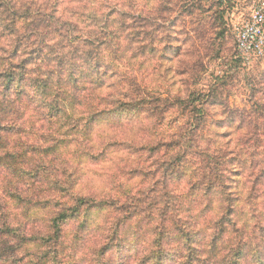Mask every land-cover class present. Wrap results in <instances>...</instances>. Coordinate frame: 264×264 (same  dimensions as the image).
<instances>
[{"label": "rangeland", "instance_id": "1", "mask_svg": "<svg viewBox=\"0 0 264 264\" xmlns=\"http://www.w3.org/2000/svg\"><path fill=\"white\" fill-rule=\"evenodd\" d=\"M126 2L131 6L138 0H126ZM171 3L172 0H159L161 19H164V12L174 11L168 7ZM176 3L180 13L175 19L168 20L167 23H157L155 19L141 16V24L139 23L141 26L138 24L135 28L132 21L129 23L130 20L124 19L128 26L123 29L120 27V24H124V21H121L122 18L119 16L117 20H114L118 27L114 32L116 37L112 40H119L122 36L125 40V43L119 46V50H121L120 63L127 59L128 66H131L132 61H140L133 72H121L117 63L105 57L104 48L111 47L112 40H107L106 45L101 47L97 44L91 45L83 38L77 40L74 50L75 52L80 51L79 54L82 58L76 59L73 69L77 70L75 76L80 77V80L77 87L68 86V89L61 94L64 118H58L52 123H48L36 99L33 103L23 102L21 111L16 118H25V108L32 109L33 117L31 121L27 119V130L22 135L26 131L35 135L38 131L36 125L39 123L41 125L40 138L46 142L54 141L56 137L47 130L55 129L59 132L72 123L69 111L74 112L85 101L95 100L96 94L104 89H119L117 92L108 91L106 96L99 98L100 102L116 103V105L113 104L115 107L105 114L106 118L111 117V119H107L110 125L119 127L149 120L154 128H159L167 114L171 116L168 128L175 127L176 129L175 132H168L167 140L162 139L157 146L147 147L143 150L148 153L145 161L157 155L161 148L167 150L181 148V152L177 154L172 163L167 167L161 166L162 172L160 169H157L156 172H149L135 166L120 169L119 176L123 178V182L119 184L121 197L134 191V188L128 187L132 181L139 180L144 183L159 174V180L147 195L143 191L140 192L143 204L145 200L152 198V195L161 189L165 190L164 195L167 196V190L171 186L179 185L185 181L190 185V197H201L211 202L217 198L222 200V193L225 194L223 201L228 204V208L230 205L235 207L239 204L241 200L238 194L239 189L246 188L251 183L252 188L247 202L253 204L260 200L261 196H264V192L260 190L261 186H264V174L262 175L260 172L248 175L251 169L264 164V138L258 137L264 132V118L259 115V111L264 110V59L252 63L250 68L246 63H242L236 49V27L247 17L248 9L254 0H176ZM50 4L55 7L54 0H51ZM213 9L215 10L213 11ZM113 11L116 10L113 9ZM197 12L200 15H196ZM44 17L46 16L33 19L31 25L39 18ZM38 33L48 34V42L54 39L51 31L46 27V22L42 24ZM2 39L5 38L0 30V46L3 43ZM89 50L95 57L90 63L87 60ZM64 53L73 54L74 51L68 50ZM47 55L54 54L46 50L42 60ZM95 64H99V69L102 68L100 74L93 68V66L96 68ZM145 65L152 67L143 75H137L136 73L144 69ZM118 76L119 80L116 79ZM29 86L30 84H27L24 91L33 94L34 92H31ZM177 86L179 87L177 88ZM161 89L164 91L162 92ZM168 89H176V94L168 95ZM112 97L117 98L113 99ZM120 103H129L131 106L127 107L126 111H122L119 108ZM132 104L136 108L132 107ZM152 104H154V111H151ZM116 109L120 111H116ZM169 109L175 111L174 116L169 112ZM88 124L89 128H87ZM255 127L259 129L254 138V140L259 139L256 144L249 145V148H242L241 153L230 147L233 143H236L237 146L243 145V140L248 138V134L251 136L250 133H253ZM242 130L244 135L237 136V133ZM71 131L88 136L92 131V125L85 123L83 128H80L79 122H77ZM176 136H179L180 139H175ZM11 139L13 138L6 136L5 142L0 144V213L6 215L10 220L13 210L19 212L20 215L15 218L16 222L26 232L29 226L33 231L38 228H46L47 222L38 215H34L33 210L48 208L50 205L55 208L60 205L53 204L51 201L34 203L31 198L21 193L35 188L37 184L45 183L46 177L42 173H46L47 169L38 168L42 165H36L31 172H22V170L26 165L35 163V156L53 155L55 149H45L38 144H33L32 146L37 152L31 153L32 150L29 149V146L23 144L26 141L21 144L15 143L16 141ZM221 141H224L222 145ZM58 143H63V141ZM201 143L206 144L207 147L201 148ZM213 148L214 151H211L210 149ZM227 151L229 152L227 157L219 163L216 162L219 159H215L218 157L217 154ZM88 159L92 163L99 162V158L95 156L88 157ZM209 160H211L212 166L215 162L220 165L218 169L221 170V181L223 180L224 185L223 188H220V192L207 191L210 188L209 181L215 180L214 177L207 178V173L211 168H208ZM35 170L39 172L38 177ZM245 174H247V179H244ZM197 175L200 179L195 178ZM256 178H259L258 183ZM29 180L30 184L27 183ZM173 202L171 207H169L170 200L166 203L160 213L161 224L154 232L146 230L144 221L135 223L133 221L146 211L148 215L144 218L145 221L150 223L154 220L155 217L151 210L157 206L158 200L153 199L152 204L148 205L147 209L143 208L142 213H134L132 210L131 216L123 224H120L119 230L115 225L114 231L117 230V234H114L113 231L110 238L117 237L115 247L111 246L107 252L105 250L106 254L100 255L97 261L90 262L82 259L78 264H133L136 257L146 250L145 244L150 235L156 236L152 243H156L159 237L162 239L163 250L166 251L165 264H179L181 257L185 255L184 249L187 245L182 241L184 237L180 232L183 233L188 229L196 232V239L199 240L198 247L204 249L208 234L205 230L197 229L200 218L190 217L184 221H174L171 227L168 226L169 221L172 220L169 213L183 207L182 202ZM94 208L95 212L89 208L84 219H81L83 214L78 212L75 218L62 224V236L68 228H72L77 233V240L73 245V255L80 249L81 242L92 232L93 217H98L108 210L99 205ZM244 215L243 209L235 207L233 221L239 222ZM260 227L261 225L258 224L250 236L245 232L246 237L251 239L255 232L253 241L264 240V232H260ZM228 233L229 230L221 234L222 241ZM180 235L181 239L178 238ZM193 236L191 233L190 237ZM239 238L241 239L237 235L236 240ZM28 239L33 240L25 244L37 242L36 235ZM221 239L218 244L214 245V254H218L224 244V242L221 243ZM65 251L67 248L61 243V239L56 247L52 246V252H55L56 256L62 255ZM45 254L47 256L41 258L40 264H47L51 253ZM262 255H264V251ZM20 264H24V260ZM149 264L152 263L149 262ZM261 264H264V257Z\"/></svg>", "mask_w": 264, "mask_h": 264}, {"label": "clouds", "instance_id": "2", "mask_svg": "<svg viewBox=\"0 0 264 264\" xmlns=\"http://www.w3.org/2000/svg\"><path fill=\"white\" fill-rule=\"evenodd\" d=\"M168 7L174 9V11L164 12V19H161L159 0H138L137 3L131 6L126 0H113V2L108 4L104 0H72V2L60 0V3L55 7L47 3V0H0V30L14 29L11 39L16 40L18 37H24L31 33L29 25H31L33 19L41 16H50L54 23L63 24L66 21H70L87 32L99 33L103 31L110 33L116 31L118 26L113 25L110 28H104L103 20L112 13L113 9L116 10V14L111 16L112 20H117L120 13H130L135 16L155 19L157 23H167L168 20L175 19L180 13L176 0H172ZM205 7L208 6L205 5ZM248 11L254 21L253 25L247 26L249 34L253 33L254 29L251 39L255 41L259 37L260 42L257 45V50L246 53V55L259 57L264 54V29L257 27V25L264 24V15H262L264 14V0H254ZM196 15H200V13L197 12ZM89 18L99 19L101 23L99 25H91ZM87 25L91 26L86 27ZM81 34L80 32L73 33V35ZM95 38L94 36L93 39ZM32 39L37 40L38 36H33ZM60 39L61 37L57 36L55 39L50 40L49 43L56 44ZM100 39L110 40L112 38L110 36H101ZM124 43L123 36L119 40H112V46L104 48V55L107 59L117 63L121 72H133L136 66L139 65V60L132 61L131 66H128L127 59L123 63L119 61L121 56L119 46ZM246 47L250 49L251 45L249 44ZM128 55L130 56L131 54L129 53ZM0 56L7 57L8 52H0ZM11 62L18 63L19 60ZM252 63H255V60ZM151 67V65H145V68L136 74L143 75ZM248 67L250 68L251 66L249 65ZM116 79L119 80L120 77L118 76ZM201 87H204V85H201ZM108 91L117 92L119 89H104L96 94L97 98L95 100L85 101L74 112L69 111L72 123L61 131L57 132L55 129H48L47 131L51 132L56 137V140L46 142L40 138L41 125L39 123L36 125L37 133L27 139L26 142L28 144H38L45 149L54 148L55 152L47 157L43 155L35 156V163L25 166V170L31 171L36 165H42L47 169L46 173H42L46 177V181L45 183L37 184L35 188L25 190L21 194L31 198L34 203L51 201L53 204H59L60 207L53 208L50 205L48 208L34 209L33 214L42 218L43 221L47 222L48 226L46 228H38L35 231L29 226L26 235L29 238L36 235L37 242L25 244L16 251L14 256L6 260H0V264H13L14 261L20 259L24 260V264H40V260L45 253H51L47 264H78L82 259L90 262L97 261L108 246L115 225L123 218L122 213L108 209L98 217L94 216L92 232L81 242V247L75 252V255H73V245L77 240V233L72 228L66 229L61 237V243L67 248V251L62 255L56 256L55 252H52V245L43 243L45 239H52L56 235L55 227L51 221L56 219L57 214L66 211L71 212L74 209L83 214L81 219H84L89 208H92V211L95 212L92 202L99 203L119 195V184L123 182V178L119 176L120 169L135 166L144 168L149 172H156L157 169L162 172L163 168L161 166L167 167L173 162L177 154L181 152V148L173 150L161 148L157 155L145 161L148 153L143 151V149L157 146L162 139H168L169 131L175 132V127L168 128L171 116L166 114L163 124L159 128H154L149 120L114 127L107 122V119H111V117L106 118L105 114L115 105L108 102H100L99 99L106 96ZM161 91L163 92L164 89H161ZM167 94L175 95L176 89H168ZM169 112L173 116L175 115L173 109H169ZM30 116H32L31 111L27 113L24 119L27 120ZM77 122H79L80 128H83L85 123H91V133L88 136H84L72 132L71 130ZM242 135H244L243 130L237 133V136ZM175 139L179 140L180 137L176 136ZM59 141H63V143H58ZM223 143L224 141H221V145ZM205 147L207 145L201 143V148ZM230 147L240 151L243 145L237 146L236 143H233ZM210 150L214 151V148ZM91 156L99 158V162H90L88 157ZM255 171L257 174L264 171V164H261ZM159 178L160 176L157 174L154 179L150 178L144 183L134 180L128 187L134 188L132 192L134 196L141 191L147 195ZM195 178L198 179L199 177ZM244 179H247V174H245ZM251 188L252 184L249 183L246 188L241 187L239 189L238 194L241 200L239 204L235 205V207L243 209L245 213L243 218L236 224V228L248 233L249 236L258 224L264 225V196H261V199L255 203L249 204L247 199ZM189 190L190 185L185 181L179 185L171 186L167 190V196L164 195L165 190L163 189L154 193L152 198L145 200V203L141 205V207L147 209L148 205L152 204L153 199L158 200L157 206L151 210L152 215L155 217L154 220L150 223L145 221L144 218L148 215L146 211L142 216L136 217L133 223L144 221L146 230L154 232L158 230L161 224L160 213L165 208L168 200L182 202L183 207L169 213L172 220L169 221L168 226L171 227L174 221H184L190 217L200 218L197 229L205 230L208 234L204 244V255L201 259L206 261L207 264H219L235 247L237 239V233H234L230 228L229 233L224 237V244L221 246V250L218 254H214L213 240L219 232L217 225L225 216L228 204L220 198L211 202L201 197L192 198L189 196ZM260 190L264 192V186H261ZM120 202L123 204L126 201L123 197H120ZM10 203L13 202L10 201ZM19 215V212L13 210V216L9 220L11 227H19L15 219ZM254 216L256 217L255 219L253 218ZM155 239V235L149 236L145 244L147 251H143L136 257L133 264H142L143 260L154 251L152 242ZM11 243L15 245L17 242L12 240Z\"/></svg>", "mask_w": 264, "mask_h": 264}, {"label": "trees", "instance_id": "3", "mask_svg": "<svg viewBox=\"0 0 264 264\" xmlns=\"http://www.w3.org/2000/svg\"><path fill=\"white\" fill-rule=\"evenodd\" d=\"M111 1L112 0H104L106 4ZM68 2H72V0H68ZM47 3L50 4L51 0H47ZM59 3L60 0H54L55 6ZM113 14H116V11H112V13L104 18V28H110L113 25L117 26V23L111 19V16ZM119 16L122 18L121 21H124V19L132 21L135 28L136 25H138L139 23L141 24V16L131 15L130 13H120ZM89 19L91 21V25H99L101 23L99 19ZM45 22L46 27L51 31L52 38L55 39L57 36L61 37V39L58 40L56 44H51L47 41L48 34L38 33L40 27ZM91 25H87L86 27H90ZM127 26L128 24L126 25L125 21L124 24H120V27L123 29H125ZM153 26L155 27V25ZM30 29V34L24 37H18L16 40L11 39V36L15 31L14 29H7L5 31L1 30L5 39H2L3 43L0 46V52L7 51L8 56L0 57V144L3 141L5 142L4 139L6 136H8L9 138L12 137L13 139L11 140L16 141L15 143L19 142L21 144L22 142L27 141L28 138L34 136V134L28 133V131H26V133L22 135V133L27 130L26 123H28V120L26 121L23 118H16V116L21 111L23 102L33 103L34 99H36L37 102H39L38 106H40L42 112L45 114L48 123H52L58 118H64V113L61 107L64 106L61 103V94L68 89V86H71L73 88L77 87L76 85L80 80V77L75 76L77 70L73 69V65H75L76 59L82 58L79 54L80 51L75 52L74 50L76 41L80 38H83L84 41L91 43V45L97 44V46L101 47L106 45L107 42V40H101V36H110L111 38L113 37L112 39L116 37V35L114 36L115 31L110 33L103 31L99 33L87 32L85 31V29L79 28L77 25L70 21H66L63 24H60L58 22L54 23L50 16L39 18L35 23L31 25ZM76 32H80L82 33L81 35L84 36L73 35V33ZM36 34H38V39L33 40L32 37L36 36ZM94 36L96 37L95 39H93ZM6 45H8V47H6ZM46 50L51 51V53H53L54 55H47V57L42 60V58L44 57V52ZM52 50L55 51L53 52ZM68 50H73L74 53L65 54L64 52ZM90 52L91 50H89L87 54V60L89 63L93 62V60L95 59L93 53ZM69 59H71V61H69ZM240 59L243 63V59ZM262 59H264V57L256 59L255 63ZM13 60H19V62L12 63L11 61ZM99 64H95L96 68L95 66H93V68L96 69L100 74L102 72V68H98ZM27 84H30L29 89L31 90V92H34L33 94L24 91V88ZM111 104L116 105V103L113 102H111ZM120 104L122 105V107L120 105L119 108L122 111H126L125 109L131 106L129 105V103ZM132 107H135L134 104H132ZM120 110L116 109V111ZM154 110V104H152L151 111ZM29 111L32 112V109L25 108L24 115L26 116ZM106 113H109V111H107ZM259 115L263 116L264 118V110L259 111ZM32 117L33 115L28 119L31 121ZM89 127L90 125L88 124L87 128ZM258 130L259 129L255 127L253 129V133H250L251 136H249V134L247 135L248 138L246 140H243V148H249V145L251 146L252 144H256V141H258L259 139L257 138L256 140H254V138L257 136ZM258 137L264 138V132L261 133V136ZM23 144L29 146V149L32 150L30 151L31 153L37 152V150H34V146H32L33 144H28L27 142H24ZM237 152L241 153L240 151ZM237 152L236 155L238 156ZM228 154V151L217 154L218 157H216L215 159H219H217L216 162L219 163V161L227 157ZM216 162L212 166L211 160L208 161V168H211L210 172L207 173V178L214 177L215 180L212 179L209 181L208 184L210 188L207 191L213 190L220 192V188L224 187L223 180L221 181V170L218 169L220 165ZM41 167L43 166H38V168ZM256 169L257 168L251 169V171L248 172V175L257 174L255 171ZM26 171L27 170L25 169L22 170V172ZM36 174L38 177L39 172L36 171ZM261 174L263 175L264 171H261ZM197 176L199 177V175ZM198 179H200V177ZM201 179L203 178L201 177ZM256 180L258 183L259 178H256ZM27 183L30 184V180ZM124 195L125 196L122 197L126 202L123 204H121L120 202L121 195H119L118 197L108 198L106 200L100 201L99 203L92 202V206L94 207H98V205L104 206L107 209H111L115 212L123 214V218L116 224V226H118L117 230H119L120 224H123V222L128 219L129 216H131L132 210L134 211V213H142V211H144L143 207H141V205H143V199L141 198L140 193L136 196L132 195V193H126ZM221 196L223 197L222 200H224L225 194L221 193ZM173 204V200H170L169 207H171ZM78 212V210L74 209L71 212L66 211L58 214L56 219L51 222L55 227L56 235L52 239H45L43 243L51 244L52 246L54 245L56 247V245L59 244L62 236V224L69 219L75 218ZM233 216H235V207H231L230 205V207L226 211L225 216L217 225V227L219 228V232L213 240V246L215 244H218V242L222 238L221 234L227 232L228 230H230V228L234 233H237V235H239L241 239L239 238V240H236L237 242L235 243V247L232 248L229 255L225 256L223 260L219 262V264H261V260L264 257V255H262V252L264 251V245H262L264 240L256 239V241H253L255 232H253V236L251 237V239L246 238V233L236 228V224L238 222L233 221ZM259 229L260 232H264V225H261ZM117 230L114 231V234H117ZM188 231H185L183 233L180 232L184 237L182 238V241L187 245L185 244V255L181 257V261L179 264H207L206 261H203L201 259V257L204 255V249L203 247H198L199 240L196 239V232L190 231L189 229ZM191 233L194 235L193 237H190ZM28 238L29 237L26 235L25 229L23 230L21 225H19V227L17 228L11 227L7 216L3 214L1 215L0 213V260H6L11 256H14L19 248L23 247L28 241L33 240ZM116 238L117 237L114 236L112 239H110L108 246L104 249L101 255H104V253L106 254L107 249H110L111 246H114ZM178 238L181 239V235L180 237L178 236ZM12 240H15L17 243L15 245H12ZM223 242L224 241H222L221 239V243ZM154 243H152L154 246V251H152L150 255L144 259V264H149V262H151L152 264H165L164 258L166 251L165 249L163 250L164 245L162 239L159 237L158 241L155 244ZM169 248L171 247L169 246ZM219 250H221V248ZM145 251H147V249ZM45 256H47V254H45L43 257ZM22 261L23 259H20L14 261L13 264H20Z\"/></svg>", "mask_w": 264, "mask_h": 264}, {"label": "built area", "instance_id": "4", "mask_svg": "<svg viewBox=\"0 0 264 264\" xmlns=\"http://www.w3.org/2000/svg\"><path fill=\"white\" fill-rule=\"evenodd\" d=\"M264 15V14H262ZM254 21L252 20V15L249 12L247 17L236 27V45H237V51L239 56L243 59L244 63L247 65H251L253 60L259 59L264 57V54H262L259 57H251L250 55H246V53H250L251 51L257 50V45L259 44L260 40L259 37L255 41L251 39V35L253 33L249 34L248 27L249 25H253ZM257 27H261L264 29V24L257 25ZM251 45V48H247V45Z\"/></svg>", "mask_w": 264, "mask_h": 264}]
</instances>
